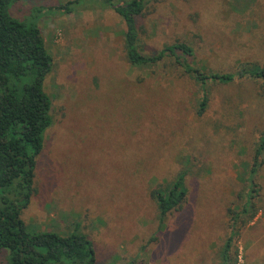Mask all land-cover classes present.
Wrapping results in <instances>:
<instances>
[{
  "label": "rangeland",
  "instance_id": "374dc122",
  "mask_svg": "<svg viewBox=\"0 0 264 264\" xmlns=\"http://www.w3.org/2000/svg\"><path fill=\"white\" fill-rule=\"evenodd\" d=\"M10 12L40 28L52 57L43 90L53 123L22 214L28 228L78 227L100 264H224L228 210L244 204L252 181L256 215L235 239L230 264H264V165L254 176L247 167L264 133V81L208 85L198 117L199 85L173 62L128 64L124 25L111 9L34 0ZM139 25L145 53L184 42L208 72L264 68V0H162ZM182 170L187 199L161 227L149 192Z\"/></svg>",
  "mask_w": 264,
  "mask_h": 264
},
{
  "label": "trees",
  "instance_id": "16d2710c",
  "mask_svg": "<svg viewBox=\"0 0 264 264\" xmlns=\"http://www.w3.org/2000/svg\"><path fill=\"white\" fill-rule=\"evenodd\" d=\"M34 0H0V258L7 264H100L92 242L78 231L68 233L35 231L22 219L35 192L34 176L38 156L44 147V134L52 126L51 100L43 90L52 68V57L44 45L40 28L11 15L13 5ZM48 1V0H35ZM111 9L123 22V50L133 67H153L169 59L201 91L197 116L207 108V86L232 85L236 79L264 81V68L239 63L233 72H208L192 61L195 50L184 42L164 46L156 54L140 49L139 19L151 5L162 0H92ZM37 10V9H36ZM222 109L230 100H221ZM227 105V106H225ZM264 165V133L253 149L249 175ZM187 172L150 190L159 225L180 209L188 196ZM251 187L241 207L228 210L229 236L222 261L230 264L231 248L241 228L256 215Z\"/></svg>",
  "mask_w": 264,
  "mask_h": 264
}]
</instances>
